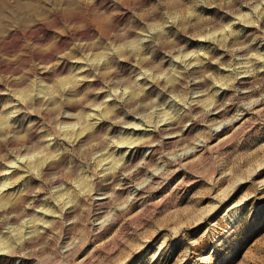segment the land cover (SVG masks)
Listing matches in <instances>:
<instances>
[{"label":"rangeland","instance_id":"rangeland-1","mask_svg":"<svg viewBox=\"0 0 264 264\" xmlns=\"http://www.w3.org/2000/svg\"><path fill=\"white\" fill-rule=\"evenodd\" d=\"M0 264H264V0H0Z\"/></svg>","mask_w":264,"mask_h":264},{"label":"bare ground","instance_id":"bare-ground-1","mask_svg":"<svg viewBox=\"0 0 264 264\" xmlns=\"http://www.w3.org/2000/svg\"><path fill=\"white\" fill-rule=\"evenodd\" d=\"M67 250V249H66Z\"/></svg>","mask_w":264,"mask_h":264}]
</instances>
